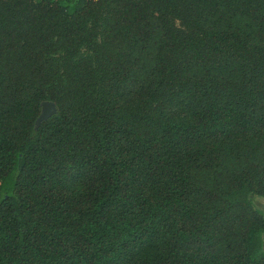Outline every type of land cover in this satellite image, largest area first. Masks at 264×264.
Here are the masks:
<instances>
[{"label": "trees", "instance_id": "16d2710c", "mask_svg": "<svg viewBox=\"0 0 264 264\" xmlns=\"http://www.w3.org/2000/svg\"><path fill=\"white\" fill-rule=\"evenodd\" d=\"M254 197L264 0H0V264H264Z\"/></svg>", "mask_w": 264, "mask_h": 264}, {"label": "water", "instance_id": "95a60500", "mask_svg": "<svg viewBox=\"0 0 264 264\" xmlns=\"http://www.w3.org/2000/svg\"><path fill=\"white\" fill-rule=\"evenodd\" d=\"M40 106V113L37 116L34 124L35 129H37L43 121H46L57 112L56 104L53 101L44 100L41 102ZM256 207L261 213L264 214V208L260 207L259 205H256Z\"/></svg>", "mask_w": 264, "mask_h": 264}, {"label": "rangeland", "instance_id": "374dc122", "mask_svg": "<svg viewBox=\"0 0 264 264\" xmlns=\"http://www.w3.org/2000/svg\"><path fill=\"white\" fill-rule=\"evenodd\" d=\"M253 206L257 209L256 205H259L260 207L264 208V198L262 197H254L252 199ZM258 210V209H257ZM263 214V213H262ZM264 215V214H263ZM263 241H264V235H263Z\"/></svg>", "mask_w": 264, "mask_h": 264}]
</instances>
